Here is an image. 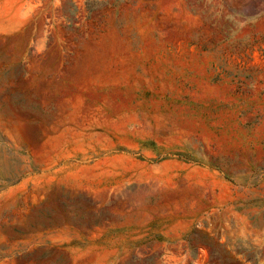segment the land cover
Instances as JSON below:
<instances>
[{
	"label": "rangeland",
	"instance_id": "obj_1",
	"mask_svg": "<svg viewBox=\"0 0 264 264\" xmlns=\"http://www.w3.org/2000/svg\"><path fill=\"white\" fill-rule=\"evenodd\" d=\"M0 264H264V0H0Z\"/></svg>",
	"mask_w": 264,
	"mask_h": 264
},
{
	"label": "crops",
	"instance_id": "obj_2",
	"mask_svg": "<svg viewBox=\"0 0 264 264\" xmlns=\"http://www.w3.org/2000/svg\"><path fill=\"white\" fill-rule=\"evenodd\" d=\"M114 229H116V227L114 225H112V224H108L106 227H104L102 229L103 234H107L109 236L108 239H107L108 241L112 240L113 236L111 235V232H113ZM127 231H128L127 233H131L130 230H127ZM138 231L140 232L142 230L139 229ZM146 231H147V229H144V232H146ZM155 232H156V230H155ZM98 249L102 251L101 254H104L103 253V252H105V247L104 246H100V247H98Z\"/></svg>",
	"mask_w": 264,
	"mask_h": 264
}]
</instances>
